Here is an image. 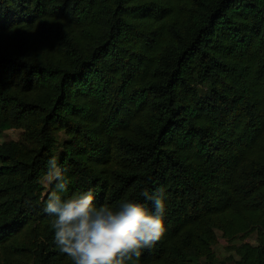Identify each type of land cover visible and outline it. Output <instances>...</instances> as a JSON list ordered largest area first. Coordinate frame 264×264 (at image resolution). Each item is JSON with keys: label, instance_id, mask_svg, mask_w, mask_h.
Segmentation results:
<instances>
[{"label": "trees", "instance_id": "16d2710c", "mask_svg": "<svg viewBox=\"0 0 264 264\" xmlns=\"http://www.w3.org/2000/svg\"><path fill=\"white\" fill-rule=\"evenodd\" d=\"M9 129L0 264H73L44 212L53 156L63 197L165 190L137 264H264V0H0ZM217 231L232 253L215 262Z\"/></svg>", "mask_w": 264, "mask_h": 264}, {"label": "clouds", "instance_id": "9594fccd", "mask_svg": "<svg viewBox=\"0 0 264 264\" xmlns=\"http://www.w3.org/2000/svg\"><path fill=\"white\" fill-rule=\"evenodd\" d=\"M66 169L53 156L45 177L44 212L51 216L54 242L73 264H137L142 251L153 247L164 233L166 192L145 189L144 202L123 200L117 206H97L92 190H68ZM147 202H151L149 208Z\"/></svg>", "mask_w": 264, "mask_h": 264}, {"label": "rangeland", "instance_id": "374dc122", "mask_svg": "<svg viewBox=\"0 0 264 264\" xmlns=\"http://www.w3.org/2000/svg\"><path fill=\"white\" fill-rule=\"evenodd\" d=\"M20 132L18 129H9L6 130L4 132L0 133V142L6 139H17L20 137ZM46 177V176H45ZM45 177L42 179L43 184L47 187L49 184L46 182ZM217 243L214 246V251L216 254L215 257V262H217L218 260H220L223 257H226L228 255H230L232 253V251H230L229 249V244L228 242L221 237V234L219 231H217ZM249 241H251L252 243L254 242V236H251L249 238ZM238 241L234 242V244H237ZM229 264H233L232 262H229Z\"/></svg>", "mask_w": 264, "mask_h": 264}]
</instances>
